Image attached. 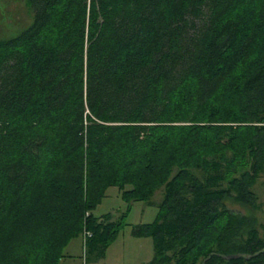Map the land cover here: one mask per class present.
Here are the masks:
<instances>
[{
	"label": "trees",
	"instance_id": "1",
	"mask_svg": "<svg viewBox=\"0 0 264 264\" xmlns=\"http://www.w3.org/2000/svg\"><path fill=\"white\" fill-rule=\"evenodd\" d=\"M24 1L0 39V264H59L83 233L104 256L159 189L132 231L152 263L264 264V0ZM112 186L127 208L98 217Z\"/></svg>",
	"mask_w": 264,
	"mask_h": 264
},
{
	"label": "rangeland",
	"instance_id": "2",
	"mask_svg": "<svg viewBox=\"0 0 264 264\" xmlns=\"http://www.w3.org/2000/svg\"><path fill=\"white\" fill-rule=\"evenodd\" d=\"M30 23V11L24 0H0V39L17 35ZM254 189L261 204V209L254 212V215L258 224L264 225V175ZM121 195L122 192L117 186L108 188L106 197L94 212L95 215L99 217L105 213H113L116 217L120 216L127 208ZM162 197V189H159L152 196L151 204L145 201L132 203L125 217L124 226L119 230L104 256H97V252L95 254L88 253L84 246L80 260L75 259L73 264H154L152 262L155 258V251L152 239L142 237L137 239L139 237H135L132 231L134 225L151 223L155 220L159 212L158 204ZM233 208L241 210L237 205ZM67 247L64 249V256Z\"/></svg>",
	"mask_w": 264,
	"mask_h": 264
},
{
	"label": "crops",
	"instance_id": "3",
	"mask_svg": "<svg viewBox=\"0 0 264 264\" xmlns=\"http://www.w3.org/2000/svg\"><path fill=\"white\" fill-rule=\"evenodd\" d=\"M106 214V213H105ZM104 215V214H103ZM140 239V238H137ZM85 246L84 237L77 238L73 240L67 247L65 256L61 260L60 264H73L75 259L80 260L81 251L83 252V247ZM95 254V253H94ZM72 262H70V261Z\"/></svg>",
	"mask_w": 264,
	"mask_h": 264
},
{
	"label": "water",
	"instance_id": "4",
	"mask_svg": "<svg viewBox=\"0 0 264 264\" xmlns=\"http://www.w3.org/2000/svg\"><path fill=\"white\" fill-rule=\"evenodd\" d=\"M260 252H264V249L262 251H260ZM260 252H257L255 254H249V255H246V254H243V253H237V254H232V255H224V254H219V253H214V254L217 255V256L222 257L223 259L232 260V259H238V258L250 259V258H252L254 256H257ZM211 256H212V254H210L208 258H210ZM207 259L204 260L203 264H205Z\"/></svg>",
	"mask_w": 264,
	"mask_h": 264
},
{
	"label": "built area",
	"instance_id": "5",
	"mask_svg": "<svg viewBox=\"0 0 264 264\" xmlns=\"http://www.w3.org/2000/svg\"><path fill=\"white\" fill-rule=\"evenodd\" d=\"M87 234H88V233H84V234H83V237H84V243H85V237H86Z\"/></svg>",
	"mask_w": 264,
	"mask_h": 264
}]
</instances>
